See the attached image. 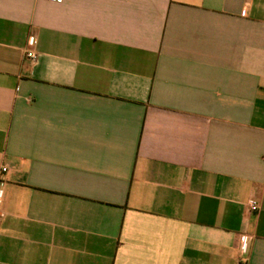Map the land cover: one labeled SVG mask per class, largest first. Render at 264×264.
I'll return each mask as SVG.
<instances>
[{"label": "crops", "instance_id": "crops-1", "mask_svg": "<svg viewBox=\"0 0 264 264\" xmlns=\"http://www.w3.org/2000/svg\"><path fill=\"white\" fill-rule=\"evenodd\" d=\"M0 191V264H264V0H0Z\"/></svg>", "mask_w": 264, "mask_h": 264}, {"label": "built area", "instance_id": "built-area-1", "mask_svg": "<svg viewBox=\"0 0 264 264\" xmlns=\"http://www.w3.org/2000/svg\"><path fill=\"white\" fill-rule=\"evenodd\" d=\"M34 45H35V40L32 38L30 41V46H34ZM27 58L32 64H35L37 61V54L34 51H28ZM3 171L6 172L7 168H3ZM1 197H2V192L0 191V199ZM250 207L253 212H257L259 210V204L255 200L250 202ZM2 217H3V213L0 211V220L2 219ZM246 241H247V238L244 237L243 242L245 243V246H246Z\"/></svg>", "mask_w": 264, "mask_h": 264}]
</instances>
